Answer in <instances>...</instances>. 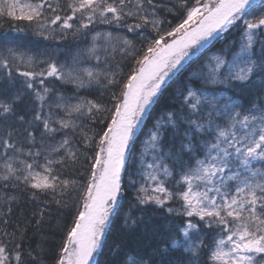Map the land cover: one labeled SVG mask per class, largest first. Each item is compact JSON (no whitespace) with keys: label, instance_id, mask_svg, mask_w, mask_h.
Wrapping results in <instances>:
<instances>
[{"label":"snow or ice","instance_id":"obj_1","mask_svg":"<svg viewBox=\"0 0 264 264\" xmlns=\"http://www.w3.org/2000/svg\"><path fill=\"white\" fill-rule=\"evenodd\" d=\"M184 10V18L179 23L164 30L159 27L163 21L159 19V11L164 7L159 0H70L67 7L71 13L64 16L57 13L58 5H53L48 0L31 4H21L20 0H0V16L12 19H44L62 29H73L79 14L76 32L88 29L95 22L112 24L131 17L142 23H136L128 28L136 32L146 25H151L157 33L146 43V48L137 51L133 40L124 38V55H131L137 65L127 77L119 81L116 73L109 68L107 71H94L92 68L79 67L78 61L73 60V66L55 61H49L47 68L38 72L24 71L20 75L30 78L28 88H33L34 80L41 77L40 84L45 79L53 77L62 83H73L77 88L91 89L94 85L108 87L117 85L119 95L112 94V107L104 108L108 113L102 134L98 138V151L95 153L91 175L84 189L82 208L77 210L71 227L68 228L60 254L55 259V264H89L93 254L101 247V238L108 222L110 213L118 204L121 193V171L124 168L125 153L129 149L136 129L148 115L150 108L163 95L166 81L171 80L184 68V65L200 48L216 39L219 33L242 20L245 25L244 42L241 43L240 52L228 67L227 79L239 81L241 84L249 82L252 77L264 74V42L261 45L259 57H256L255 42L258 35H264V0L260 5L256 0H179ZM53 13L50 21L44 18V9ZM19 9V14L17 10ZM110 14V15H109ZM248 17H252L249 19ZM171 22H169L170 24ZM101 37L97 33L94 41ZM111 37V33L107 34ZM143 39V38H142ZM89 53L99 64L100 55L94 43ZM107 63V58L104 61ZM31 64V60L27 61ZM224 61L217 58L216 68ZM7 67V63H5ZM216 69L213 70L215 73ZM103 78V79H102ZM212 82H217L213 75ZM223 82V81H220ZM44 93L50 91L43 89ZM187 95L181 94L186 106L192 112L200 109L202 99L192 89H186ZM264 92V88L261 89ZM37 97L43 101L40 92ZM57 107H64L68 116L74 113L93 117V109L101 111V105L94 101L78 102L76 104H62L64 97L57 98ZM43 106V105H41ZM3 112H10L11 106L0 104ZM223 115L227 117L225 125L213 124L211 113L207 123L188 117L184 139L181 142V154L195 160V167L189 165L182 172L181 179L187 185L182 191L180 199L183 200V212L178 215L189 218L198 217V221L188 220L164 243L172 248L182 249L187 253V264H264V106L244 109L233 102H227L223 108ZM175 113H169V122L176 127ZM41 119L39 115L35 117ZM60 128L70 126L75 128L73 121L60 120ZM44 128L51 133L57 129L51 128L47 120ZM161 127L158 125L151 136L154 145L161 140ZM69 141L63 139L54 151L64 150L69 156L75 158L77 152L68 147ZM5 147H13L4 141ZM203 154V159L199 158ZM39 155V153H37ZM23 170L14 169L11 164H6L9 175L22 171L23 180L33 189L46 191L51 189L56 192L60 185L57 184L58 175H53V163H64L63 160H48L43 165V173L33 171V164L22 162ZM259 163L260 167H257ZM152 167V165H149ZM168 175L167 167L163 168ZM21 177H17L20 179ZM3 179L7 180L8 175ZM155 180L156 177L152 176ZM200 182L204 191L194 192V182ZM67 181L61 184L67 186ZM63 192V188H61ZM143 195H138L141 203L155 202L163 206L165 200L159 195H149L147 190H139ZM155 193H165L167 198L172 197L158 183L153 189ZM211 194V195H210ZM55 199V197H54ZM59 202V201H58ZM172 211L171 208L168 209ZM216 228L211 245L201 237L200 229ZM39 223V221H37ZM20 249L21 245H17ZM6 248L0 245V264H5L8 256ZM207 255L208 259L202 257ZM16 264H23L22 251L15 254ZM132 264H143L142 261L133 260Z\"/></svg>","mask_w":264,"mask_h":264},{"label":"trees","instance_id":"obj_2","mask_svg":"<svg viewBox=\"0 0 264 264\" xmlns=\"http://www.w3.org/2000/svg\"><path fill=\"white\" fill-rule=\"evenodd\" d=\"M168 2L172 10L163 15L161 28L164 30L179 23L185 15L179 0ZM190 2L194 3L195 0ZM113 30L114 38L119 41L121 54L115 52L109 61L118 69L116 79L122 81L137 65L131 55H124L121 41L124 38L133 40L135 49L140 51L146 48V43L157 33L149 29L142 36L145 29L136 32H130L128 28ZM234 39H236L234 35L223 38L221 43L234 42ZM75 40L76 36L69 32L59 33L55 40L58 52H62ZM262 41L264 42V35ZM190 64L166 83L163 95L152 105L138 130L126 160L122 194L108 219V227L94 264H132L133 260L142 261L143 264H187V253L170 245L166 247L164 243L169 235L184 225V216L178 215L173 209L169 212L172 204L164 203L160 206L154 202L141 203L137 198L141 194L137 192V179L134 173L140 169L145 159L142 156L145 154V143L158 125L162 126L159 143L162 154L167 156L164 161L169 166L176 167L179 166L180 160L188 161L189 157L180 152L181 142L188 128L186 120L188 117L195 120L201 116L207 117L206 111L209 108L202 102L201 110L190 111L181 96L182 93L187 95L186 89L214 91L216 95L225 91L203 85L191 78ZM39 80L32 82L33 88L26 87L22 98L10 100L8 104L0 103L11 106L10 112L5 113L0 109V168L3 169V174L0 173V245L6 248L8 260L5 264H16L14 257L17 251H22L23 264H55L66 232L71 227L77 210L82 208L84 189L91 175L95 153L98 151V138L106 122L104 117L108 115L103 109L112 107L113 91L119 95L117 85L79 90L61 84L55 78L45 81L43 85ZM6 81L0 82V90L11 85ZM45 87L50 89L48 93H44ZM75 90L87 101L91 100L101 105V111L93 109L92 118H89L87 113L85 116L77 117L79 127L75 130L61 129L58 124H54V119L61 116V111L51 102L54 103L59 95L74 94ZM259 90L254 85L247 86L245 94L244 87L241 90L227 91L237 105L251 109L256 105L254 99L257 98L258 102V97L263 96ZM37 92L45 97L43 101L37 97ZM169 113H175L176 127L169 122ZM37 115L41 119L37 120L35 118ZM214 119L219 122V115ZM45 120L57 131L48 132L43 126ZM65 138L69 141L68 147L77 152L75 158L69 156L63 149L53 150ZM4 141L14 145V148L5 147ZM40 143L47 148L42 150ZM48 160L64 161L62 164L51 165L54 169L53 175H58L56 182L60 185L56 192H52L51 189L46 191L33 189L24 182L22 171L9 175L5 167L6 164H11L14 169L23 170L22 162H27L33 164V169L43 173L42 166ZM5 175H8L7 180L3 179ZM61 181H67V186L61 184ZM18 244L21 245L20 249L17 248Z\"/></svg>","mask_w":264,"mask_h":264},{"label":"rangeland","instance_id":"obj_3","mask_svg":"<svg viewBox=\"0 0 264 264\" xmlns=\"http://www.w3.org/2000/svg\"><path fill=\"white\" fill-rule=\"evenodd\" d=\"M169 0H159V3L164 5L161 11H159V19H163V15L165 12L171 11L172 6L169 5ZM177 1V0H175ZM41 2V0H20L21 4L31 3L35 4ZM49 3L53 5H58L57 13L61 15L63 18L64 16L71 13V10L67 7V4L70 3V0H48ZM204 0H201L203 3ZM262 0H256V4L260 5ZM17 14H19V9L17 10ZM110 15V14H109ZM53 13L47 8L44 9V18L50 21ZM79 14H77V20L72 21L74 23L73 29H62L60 28L59 22L57 25H52L50 22L45 23L44 19H33L31 21L25 19H12L5 16H0V82H4L6 80L7 83L11 84L8 87H4L0 90L1 98L0 103L8 104L10 100H17L22 98L23 91L27 87V82H29L28 77L20 75L21 72L24 71H34L38 72L41 70H45L47 68V63L49 61H55L58 64L65 65L66 68L73 66V60L76 59L78 61L79 67L81 68H92L94 71H107L109 68L113 72L118 74V69L114 68L113 65L110 63L109 58H111L115 52H119V41L118 39L114 38L113 29H120V28H129L131 25H135L136 23H142L136 19L131 17H127L124 20L120 21L119 24L117 22H113L112 24H103L99 22H95L88 29H82L80 32L75 31V27L78 23ZM251 19L252 17H248ZM163 21V20H162ZM162 23L159 25L161 27ZM142 36L145 35L146 30L152 29L151 25H146L141 29H137L138 31H142ZM245 25L243 24L242 20H238L235 25L229 27L228 30L219 33L216 39H213L210 43L206 44L203 48L199 49V52L196 56H193L184 67L190 63V77L200 81L203 85L214 87L215 89H224L225 91L221 94H215L214 91H196L197 94L206 97L207 100H203L202 102L208 106V110L206 111V116L201 117L198 119L203 123H207L209 113H211V119L213 120V124H220L225 125L227 123V117L223 115V108L225 103L227 102H235L233 98L230 96L228 91L232 90H241L244 87V94L247 92V86H254L256 85V89H260V93L263 95L262 98L258 97L254 99L255 107L259 108L264 106V92L261 91L264 88V74H257L250 79L249 82H245L241 84L239 81H232L227 79L228 76V67L231 65L233 60L236 58V54L240 52L241 43L245 41L244 37ZM73 34L76 36V40L73 41L68 47H66L62 52H58L59 48L56 46V36L59 33H67ZM100 33L101 37L94 41L93 37ZM111 33V37L108 38L107 34ZM235 36L234 42L229 43H221L223 38H228L230 36ZM263 35H258L256 37V42L254 45L256 57H259L261 52V45ZM55 38V39H54ZM97 45V53L100 55V62L99 64L93 58V56L89 53V49L93 46V44ZM118 54H121L119 52ZM107 58V63H105V59ZM217 58L224 61L219 68H216ZM31 60V64H28L27 61ZM5 63H7V67H5ZM193 65V66H192ZM216 69L215 73L213 70ZM213 75L216 76L217 82H212ZM53 79V77H48L45 81H49ZM103 79V78H102ZM39 76H37L34 80L30 82H38ZM169 81V80H168ZM166 81V83L168 82ZM223 81V82H220ZM61 82V81H60ZM65 85H70L76 87L73 83H62ZM14 87H13V86ZM102 85L97 86L94 85L92 88L99 89ZM77 88V87H76ZM77 89H84L87 88H77ZM228 90V91H227ZM74 94L68 95H59L55 98L54 103L51 104L54 107H57L58 97H64V101L62 104H76L78 102H86L87 100L83 95H80L77 90H75ZM204 104V105H205ZM254 107V106H253ZM252 107V108H253ZM61 111V116L54 119V124H59L60 120H68L73 121L75 128L69 127V129L75 130L79 127V119L80 115L73 114L72 116H68L64 107H57ZM244 109H249L244 106ZM86 113V111H85ZM219 115L220 121H216L214 117ZM85 116V115H82ZM200 116V114H199ZM145 119V118H144ZM197 120V119H196ZM141 126V125H140ZM140 126L136 129V135ZM154 132L152 133V135ZM133 138V141L136 137ZM151 135V136H152ZM42 146L41 149L45 150L47 147L40 143ZM145 154L142 156L145 159L142 161V165L140 169L135 171L134 177L137 179V192L141 188L147 190L149 195H159L161 198L165 200L164 203L172 204L171 209L175 210L178 213L183 212V200L180 199V193L187 189V185L183 183L181 176L182 172L186 171L191 165L195 167V160H190L184 162L179 161V166L168 165L164 159L167 158L166 155H163L160 149V143L154 145L151 137L147 140L144 146ZM53 150H51L52 152ZM49 153V152H48ZM6 157V154H5ZM200 159H203V154L199 155ZM152 165V167H149ZM260 167L259 163L256 165ZM167 167L168 175L164 174L163 168ZM33 171L39 172L36 169ZM3 172V169L0 168V173ZM3 174V173H2ZM152 176H155L156 179H151ZM158 183H162V186L166 189L168 193H172L171 198H167L165 193H155L153 189L157 186ZM194 192L195 191H204L200 182H194ZM140 193V192H139ZM143 195V193H140ZM211 195V194H210ZM155 203V202H154ZM110 219V215L109 218ZM191 219L193 221H198V217L189 218L184 216V224ZM202 226V221L199 222ZM184 226V225H183ZM182 226V227H183ZM108 224H106L104 229V235L101 238V242L104 239L105 232L107 230ZM219 230L214 228H207L206 226L201 227L200 234L201 237L205 240V242L211 245L212 238L216 232ZM99 248L96 252L98 253ZM203 259L207 260V255L202 257ZM208 264H213L212 261H208Z\"/></svg>","mask_w":264,"mask_h":264},{"label":"water","instance_id":"obj_4","mask_svg":"<svg viewBox=\"0 0 264 264\" xmlns=\"http://www.w3.org/2000/svg\"><path fill=\"white\" fill-rule=\"evenodd\" d=\"M127 151H128V150H127ZM127 151H126V153H125V158H126V155H127ZM124 164H125V162H124ZM123 171H124V168H123L122 171H121V180H122V174H123ZM119 196H120V195H119ZM118 199H119V197H118ZM94 257H95V253L93 254V257L91 258L89 264H92V263H93Z\"/></svg>","mask_w":264,"mask_h":264}]
</instances>
